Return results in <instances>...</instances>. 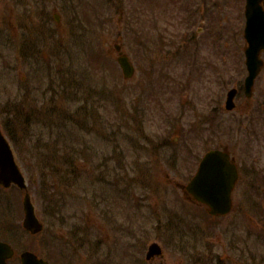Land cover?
Here are the masks:
<instances>
[{
  "label": "rangeland",
  "instance_id": "374dc122",
  "mask_svg": "<svg viewBox=\"0 0 264 264\" xmlns=\"http://www.w3.org/2000/svg\"><path fill=\"white\" fill-rule=\"evenodd\" d=\"M67 3L70 0H0V126L13 119L14 113L8 114L11 105L23 111L21 117L10 123L17 129L13 131L15 140L11 138V141L37 213L46 225V232L54 229V225H57L60 234L71 230L73 240L82 242L88 264H264V216L261 212L264 183L257 180L253 189L249 187L252 198L246 200L243 193L245 195L248 184L246 178H242L235 191L236 205L233 211L214 219L203 206L185 199L175 184L157 181L134 184L125 178L132 175L130 165L135 158L132 150L138 137L131 120L130 90L134 83L141 88L146 84L149 77L147 65L151 59L148 53L149 39L156 34L148 0H73L76 6ZM55 11L60 14V25L54 20ZM160 22L164 30L165 24ZM193 24L189 22L186 29H191ZM101 38L105 40L106 48L122 44L132 62L138 63L134 78L125 80L117 63V53L112 55L111 64L106 70V102H102L99 94L103 85L100 66L93 61L94 64L90 63L84 53L86 49L92 48L94 51L99 47ZM178 43L177 38L173 46ZM31 49L32 55L29 54ZM162 53L159 51V55H156V67L170 74L171 77H164L170 82L167 90L173 94L175 85L186 79L187 63L183 59L175 60L167 69L168 64L165 65ZM224 54L219 53L218 62L224 60ZM45 56L48 57V70L43 63ZM57 70L63 71L68 79L69 90L66 93L62 92V74L59 75ZM110 72L114 74L113 78ZM71 73L75 78L76 90L80 88L78 91L83 95L72 97L73 90L69 85ZM87 73L92 82L89 87L85 78L81 84V76L83 78ZM187 76L189 78V74ZM191 77L196 79L194 74ZM191 77L186 79L185 85L190 84ZM175 79L179 81L176 83ZM193 80L192 87L187 89L193 90L186 92L187 102L211 94L209 86L197 85ZM117 83L121 84V97L115 93ZM229 86L221 81L214 85L218 99L222 101L217 121L221 128L217 138L214 136L213 139L210 132H200V128V133H197V124L201 122L204 125L202 120L206 117L193 110H189L180 123L175 122L172 127L166 122L167 118L164 120L154 116L151 122L144 119L146 126L163 127L159 135L152 130H148V133L155 135L156 140L160 137L161 140L166 138V141H170L183 129L171 151L181 152L189 143L198 156L203 155L208 145H226L229 135L222 126H228L231 119L224 108ZM90 94H93V100ZM181 98L184 97L181 95ZM116 99L120 103L115 102ZM118 104L122 105V112L118 111ZM82 105L87 106L88 114L84 112L81 115L79 107ZM64 112L73 118L76 113L82 118L89 117L88 122L78 120L85 126L83 139L86 150L80 159L78 155L70 154L75 157L73 161L79 163L74 168L63 164L62 160L44 161L42 155L48 147L53 148L50 150L56 158L66 155L54 151L56 146L60 148L62 143H67L66 130L58 127L59 114ZM190 128L192 131L188 132ZM184 129L187 136H183ZM59 132L65 138L57 137L56 133ZM197 135L200 136L198 139ZM79 136L82 137V133ZM141 142L144 143L143 140ZM75 144H78V140L71 135L69 145ZM92 161L96 163H89ZM114 161H120L121 165L114 166ZM189 161L193 166L191 158ZM185 164H171L170 159V165H158L157 171L161 175L170 174L177 181L187 182L192 167ZM104 175H107L104 179L115 178V182L103 181L107 185L98 181ZM90 181L95 183L88 187L87 182ZM119 182L120 188L131 184V194L124 197L119 193ZM91 197L95 198L93 202ZM112 199L114 203L110 206L115 216L109 214L108 218L115 220L118 217L117 223L123 227L121 229L102 227V208H106V201ZM251 205H258L261 210L251 208ZM23 217L22 191L15 186L9 189L0 186L1 236L18 253L26 249L41 253L44 234L32 236L26 232L22 227ZM81 231H85L84 234ZM154 241L163 247L164 255L147 261L146 252Z\"/></svg>",
  "mask_w": 264,
  "mask_h": 264
},
{
  "label": "flooded vegetation",
  "instance_id": "af4514ba",
  "mask_svg": "<svg viewBox=\"0 0 264 264\" xmlns=\"http://www.w3.org/2000/svg\"><path fill=\"white\" fill-rule=\"evenodd\" d=\"M148 9L155 24L156 34L149 39L148 53L151 59L147 65L149 77L146 79V84L141 88L139 84L134 83L130 90L133 93H131V117L134 119V129L138 134L132 150L135 158L130 165L133 174L131 180L139 179L147 183L152 181L177 183L179 181L170 174L161 175L157 171L158 165L163 167L170 165L171 159V164L187 163L188 167L193 169L205 153L220 149L228 153V161L236 162L240 178L238 183L242 178H246L248 186L245 191L246 196L243 193V197L249 200V187L261 176L264 177V169H261L262 166L264 167V0H148ZM160 20L165 24L164 30L161 29ZM189 22L194 24L187 30L186 25ZM174 37L176 41L177 38L179 39L177 46H173L176 42L173 40ZM101 42L103 54L112 56L116 44L114 48H106L105 40ZM159 51H163L164 63L168 64L167 69L175 63L173 61L183 59L187 63L186 79L193 74L196 79L191 77L188 85L184 84L186 79H182L175 85V93L172 94L167 90L170 82L164 77H171L170 74L166 70L159 71L156 67L158 61L156 55H159ZM225 52L228 55L224 54ZM219 53L224 54V60L218 62ZM133 65L135 76L138 63ZM106 80L105 72L101 85L102 102H106L107 98ZM192 80L197 85L209 86L211 94L187 102L186 92L193 90H187L188 87H192ZM178 81L175 79L176 83ZM218 81L230 85L224 108L231 115V119L228 126H222L223 131L228 132L229 135L226 145H208L203 155L198 156L189 143L185 144L181 152L171 151L172 147L176 146L175 143H178L183 129H180L178 135L172 137L170 141H166V138L161 140L160 137L156 140L155 135L148 133V130H152L159 135L163 127L146 126L144 119L151 122L154 116L164 120L167 118L166 122L172 127L173 123H180L189 110L190 112L193 110L206 117L202 120L204 125L201 122L197 124V133L210 132L213 139L214 136L217 138L218 130L221 128L217 121L222 102L218 99V92L214 88ZM231 91H234V96L229 101ZM229 103L231 108H228ZM184 131L183 136H187L186 129ZM191 131L192 128L188 130ZM198 137L200 136L197 135L196 139ZM142 140L145 144L141 142ZM190 158L193 166H190ZM115 163L118 165L119 161ZM191 174L192 172L189 173L188 178ZM111 203H114L113 199L106 201V208H102L101 211L104 229L110 226L112 229L120 227L117 223L118 219L115 217V220L111 219L115 216ZM235 205L234 201V207ZM109 214L110 218H108ZM56 227L57 225H54L53 231L57 234L52 232L51 241L43 240L45 246L41 254L50 264H88L84 258L82 242L73 240L71 230L60 234V230ZM48 243L51 245L48 246Z\"/></svg>",
  "mask_w": 264,
  "mask_h": 264
},
{
  "label": "water",
  "instance_id": "95a60500",
  "mask_svg": "<svg viewBox=\"0 0 264 264\" xmlns=\"http://www.w3.org/2000/svg\"><path fill=\"white\" fill-rule=\"evenodd\" d=\"M55 19L59 22L60 16L55 13ZM117 48L121 47L117 45ZM125 77L130 78L134 74V67L128 56L121 52L119 58ZM234 96V91L229 93V101ZM228 108H231L230 103ZM235 168L228 161V154L222 151H210L202 160L198 173L188 185L187 191L191 192L196 199L210 206L213 215L225 214L231 209V192L235 185ZM17 184L25 189L23 196L24 221L23 226L33 234L43 229V223L37 216L36 207L31 194L27 190V181L19 165L16 163L15 155L9 141L0 129V184L5 187ZM161 247L153 243L148 251L147 257L151 258L161 254ZM14 255V250L8 243L0 241V264H8L7 260ZM22 264H48L39 259L34 253L25 251L21 254Z\"/></svg>",
  "mask_w": 264,
  "mask_h": 264
},
{
  "label": "trees",
  "instance_id": "16d2710c",
  "mask_svg": "<svg viewBox=\"0 0 264 264\" xmlns=\"http://www.w3.org/2000/svg\"><path fill=\"white\" fill-rule=\"evenodd\" d=\"M91 58L93 60H95L93 51H91ZM57 73H59V75L62 74L61 75L62 82L60 84L63 87L62 92L66 93L69 90V87L67 88V82H68L67 80L68 79H66V77H65L66 74H64L63 71H61V70H57ZM84 78H86V80H87V76L85 75V76H83V78L81 76V84H82ZM74 79L75 78L72 76V73H71V78H70V83H69L70 89L73 90V94L76 96L83 95L84 93L80 94V92L78 91L80 88H77V90H76L75 85H74V82H75ZM82 102H84V100H82ZM79 108H80L81 115H83L84 112H85L84 114H87V109H86L87 106L82 105ZM11 112L14 113V117H13V119H11L10 123L12 121H16L18 119V117H21L23 115V111L19 110L18 108H15V106H12V105H11ZM25 112L29 114V112H27V111H25ZM75 118H76V120H74ZM78 120H82L83 122H88L89 117L88 118H85V117L82 118V117H79V114H77V113H76V117H74V118L68 116L67 113H65V112L59 114L58 123H60V124L58 127H59V129H65L66 130V133L68 134L66 136L67 137V143L66 142H65V144L62 143V146H61V147H63L62 149H61V147L59 148V146H56V147H58V149L55 147L54 151L57 154L58 153H64L66 155L63 157H60V158H56V155L54 153H52L50 150L53 148L48 147L46 150V153L42 154L45 157L44 161H61V160L62 161H73L75 159V157L70 156L71 153L78 155L79 159L81 158L82 154H85L84 151L86 150V147L84 149L83 137L85 136L86 130H85V126L83 124H81ZM26 121H28V117H27ZM10 123H9V125L6 126V129L9 133V136L15 140V137L13 135V131L17 130V129L13 124L10 125ZM81 133L83 135L82 137L79 136V134H81ZM71 135H74L76 137V139L78 140L77 145L76 144L71 145V146L69 145V139H70ZM56 136L59 138H65L61 132H59V134L56 133ZM64 149H65L66 153L64 152Z\"/></svg>",
  "mask_w": 264,
  "mask_h": 264
}]
</instances>
